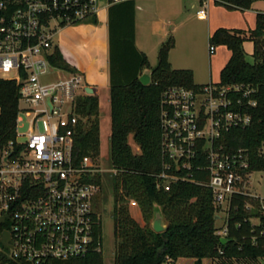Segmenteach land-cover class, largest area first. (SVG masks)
Instances as JSON below:
<instances>
[{
  "label": "built area",
  "instance_id": "obj_1",
  "mask_svg": "<svg viewBox=\"0 0 264 264\" xmlns=\"http://www.w3.org/2000/svg\"><path fill=\"white\" fill-rule=\"evenodd\" d=\"M99 2L0 0V79L13 81L19 95L15 140L0 149V264H43L102 252L94 201L105 175L117 171L103 167L100 152L96 159L74 160V137L86 123L76 112V100L88 95L87 87L80 73L50 80L63 70L49 61L55 29L97 17ZM197 18H205L203 9ZM214 50L209 46L210 54ZM255 92L242 84L167 88L159 116L161 171L156 189L168 191L173 183L191 181L207 188L219 208H227L232 195L245 194L238 184L254 171L246 149H233L228 137L250 125ZM23 111L32 118L29 132L18 135ZM192 173L200 178L191 179ZM95 176L100 183L92 181ZM254 197L264 215V199ZM129 207H137L134 200ZM218 234L225 235V227ZM161 264L173 262L165 257Z\"/></svg>",
  "mask_w": 264,
  "mask_h": 264
},
{
  "label": "trees",
  "instance_id": "obj_2",
  "mask_svg": "<svg viewBox=\"0 0 264 264\" xmlns=\"http://www.w3.org/2000/svg\"><path fill=\"white\" fill-rule=\"evenodd\" d=\"M258 0H214L227 10L249 9ZM108 8V69L110 144L109 166L117 171L105 175L112 191V227L114 239L113 264H161L165 257L174 263L178 259L217 260L219 264H258L264 262V215L258 198L234 194L230 198L224 221L225 235L215 226L218 208L210 191L191 181H178L168 191L156 189L161 171L160 109L163 92L169 87L195 89L189 69H172L168 53L174 45L169 37L160 46L156 66L150 68L147 58L134 44V12L132 0ZM82 24L97 25V17ZM80 25V24H79ZM64 27V26H62ZM61 27V28H62ZM253 43L252 62L247 61L244 40ZM209 46H225L230 59L220 72L218 84L248 85L255 89L257 106L251 110V123L245 129L231 132L228 143L233 149H246L250 171L264 172V14H258L255 29L246 35L238 30L218 29L209 38ZM50 63L65 72L77 73L64 59L58 47L49 57ZM150 69L151 82L142 85L139 77ZM19 95L13 81L0 79V149L15 140V121ZM76 112L86 118L80 124L73 142L75 161L89 156L96 159L100 151L98 98L87 95L76 100ZM129 136L138 148L134 154ZM200 176L192 173L193 180ZM92 181L100 183V177ZM99 196L94 201L96 213ZM129 200L139 209L141 222L131 214ZM162 208L166 229L155 233L149 226L153 205ZM249 207L251 209L249 210ZM254 210V212H251ZM257 218L252 224L251 218ZM0 224V229L3 227ZM101 223L96 235L101 238ZM227 241L222 244L221 238ZM24 264V263H11ZM43 264H103L102 252H89L85 257L67 261H48Z\"/></svg>",
  "mask_w": 264,
  "mask_h": 264
},
{
  "label": "crops",
  "instance_id": "obj_3",
  "mask_svg": "<svg viewBox=\"0 0 264 264\" xmlns=\"http://www.w3.org/2000/svg\"><path fill=\"white\" fill-rule=\"evenodd\" d=\"M122 1L125 0L118 2ZM132 1L135 5L136 49L147 57L151 43L156 40L161 46L172 37L174 45L168 53L171 68L191 70L195 85L219 83L220 72L230 59L231 53L225 46H216L214 52L209 53V38L212 34L218 29H227L248 35L255 29L257 15L264 14V0L253 2L250 8L243 12L227 10L216 5L214 0ZM110 5L107 0L99 2L97 25L64 26L55 32L53 40L64 59L83 76L86 87L92 89V95L98 98V108L101 107L98 94L101 91L109 93L107 25ZM201 9L205 11L204 19L197 18V12ZM242 48L245 50L247 61L252 60V41L246 38ZM65 74L64 71L60 72V76ZM133 209L135 208L131 210ZM137 221L141 222V217ZM202 264L219 263L217 260L204 259Z\"/></svg>",
  "mask_w": 264,
  "mask_h": 264
},
{
  "label": "rangeland",
  "instance_id": "obj_4",
  "mask_svg": "<svg viewBox=\"0 0 264 264\" xmlns=\"http://www.w3.org/2000/svg\"><path fill=\"white\" fill-rule=\"evenodd\" d=\"M104 1V0H100ZM60 28H56L57 31ZM162 45V44H161ZM160 47L157 44L156 40L150 44L148 52H147V61L150 67H155L157 63V53L158 48ZM202 46H200V50ZM252 62V60H249ZM60 74H53L50 77V80L58 78ZM52 78V79H51ZM99 98L101 107L98 108V120H99V138H100V155L101 161L104 168H108V153H109V144H110V117H109V93L100 92ZM19 106V102H18ZM21 107L26 109H31L30 105L25 103H20ZM20 122L17 123V134H27L29 132V121L32 116H25L24 111L21 112L18 116ZM23 137L19 136L18 139H22ZM128 142L130 144L132 152H136V148L134 146L132 137L129 136ZM107 175V174H106ZM243 190V192L247 195H256L262 199H264V172H250L248 174V178L246 177L238 184V190ZM112 191L109 185V182L104 180L103 188L100 192L99 203L100 207L97 212L99 215V220L101 223L102 230V239H103V248H102V258L103 264H113V254H114V239H113V227H112V219H111V211H112ZM226 207L222 206L218 208L217 215L220 219L216 220L215 226L222 234L224 229V221L226 217ZM132 216L139 220V209L136 207L131 210ZM251 212H254L252 210ZM251 223L256 224L257 218H251ZM173 264H195L193 259H178Z\"/></svg>",
  "mask_w": 264,
  "mask_h": 264
},
{
  "label": "water",
  "instance_id": "obj_5",
  "mask_svg": "<svg viewBox=\"0 0 264 264\" xmlns=\"http://www.w3.org/2000/svg\"><path fill=\"white\" fill-rule=\"evenodd\" d=\"M151 74L152 71L150 69H144L139 77V82L142 85H148L151 82ZM86 93L88 95H92L93 91L90 88H86ZM135 148L137 149L136 152H133L134 154H138V148L134 144ZM79 179V177H77ZM150 228L155 232V233H161L163 232L167 224L164 221V217L162 214V208L156 204L153 205V210H152V218L149 222ZM227 240L225 238H221V243L224 244Z\"/></svg>",
  "mask_w": 264,
  "mask_h": 264
}]
</instances>
